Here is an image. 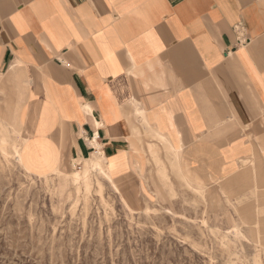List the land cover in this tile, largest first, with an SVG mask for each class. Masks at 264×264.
Wrapping results in <instances>:
<instances>
[{
	"label": "crops",
	"instance_id": "obj_1",
	"mask_svg": "<svg viewBox=\"0 0 264 264\" xmlns=\"http://www.w3.org/2000/svg\"><path fill=\"white\" fill-rule=\"evenodd\" d=\"M9 107L34 175L94 146L137 184L147 130L203 175L264 172V0H0Z\"/></svg>",
	"mask_w": 264,
	"mask_h": 264
},
{
	"label": "rangeland",
	"instance_id": "obj_2",
	"mask_svg": "<svg viewBox=\"0 0 264 264\" xmlns=\"http://www.w3.org/2000/svg\"><path fill=\"white\" fill-rule=\"evenodd\" d=\"M13 111L0 112V264H264L263 171L203 175L147 130L140 182L113 183L92 149L66 171L91 190L68 176L62 191L64 172L27 168Z\"/></svg>",
	"mask_w": 264,
	"mask_h": 264
},
{
	"label": "bare ground",
	"instance_id": "obj_3",
	"mask_svg": "<svg viewBox=\"0 0 264 264\" xmlns=\"http://www.w3.org/2000/svg\"><path fill=\"white\" fill-rule=\"evenodd\" d=\"M96 145V143L94 144ZM99 145V144H98ZM98 148V147H97ZM96 148V152H98V149ZM63 163V162H62ZM60 167V166H59ZM55 167L54 168V172L56 174H59V172H64V177H61L60 175V179H62L64 181V184H62L63 186H60V188L63 190L67 189L68 185H69V178L68 176H72L73 177V182L72 184H74V186H76V190H80L81 185L84 186V188L88 191L91 190V181H90V177L87 173H84L83 175L79 172H74L73 174H69L67 173L64 169ZM61 182V181H60ZM62 183V182H61ZM74 208V207H73Z\"/></svg>",
	"mask_w": 264,
	"mask_h": 264
},
{
	"label": "built area",
	"instance_id": "obj_4",
	"mask_svg": "<svg viewBox=\"0 0 264 264\" xmlns=\"http://www.w3.org/2000/svg\"><path fill=\"white\" fill-rule=\"evenodd\" d=\"M235 29L239 33L238 36L243 38V28L240 25H237ZM97 139H98V136H92L91 142L97 141ZM93 149H96V148L93 146Z\"/></svg>",
	"mask_w": 264,
	"mask_h": 264
}]
</instances>
